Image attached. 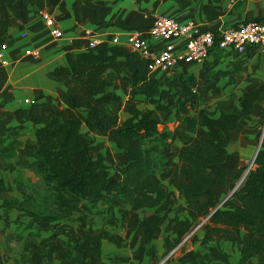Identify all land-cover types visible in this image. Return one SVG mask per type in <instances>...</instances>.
<instances>
[{
    "label": "trees",
    "instance_id": "1",
    "mask_svg": "<svg viewBox=\"0 0 264 264\" xmlns=\"http://www.w3.org/2000/svg\"><path fill=\"white\" fill-rule=\"evenodd\" d=\"M174 1L184 7V0ZM5 2L13 16L0 17V33L3 35L0 44L8 40V28L17 24L19 5L44 7L50 4L49 0ZM74 3L97 8L91 0H74ZM203 11L209 21L219 14L214 6L208 4L203 5ZM252 19L264 21V18ZM107 25L141 29L119 20ZM244 55L251 56V53ZM120 57L124 58L125 67L118 62ZM126 70L130 75L125 74ZM181 71H175L173 78L167 75L160 79L149 74L144 59L128 47L105 43L97 47L85 45V49L75 53L67 64L49 71L47 76L63 83L64 92L56 97L55 103L50 95L42 102H32L27 112L35 126V143L27 153L33 158L34 172L42 182L41 207L44 212L49 208L59 211V214H47L49 218L71 220L78 211L80 215L75 220L86 222L91 210L99 204L115 207L119 212L128 206L142 208L150 205L155 207L154 213L141 220L135 231L137 235L144 236L146 242L160 234L161 212L174 210L178 214L186 211L184 219L174 217L179 233L172 240L164 237L165 252L178 245L202 222L199 226L203 231L200 244L213 240L236 241L240 243L238 264H261L255 259L264 260V130L258 134L261 143L252 166L248 169L240 166L234 170L229 185L230 195L218 203L213 189L227 180L228 133L237 129L257 105L260 114L264 104V84L244 90L235 106L216 115L204 111L191 115L186 101L189 98L208 100L218 86L207 71L199 79ZM232 73L225 70L219 74L233 81ZM120 80L127 83L130 94L124 107L129 116L122 121L117 112L101 109V105L109 102H120L119 95L106 91L109 86L113 90L118 89ZM177 84L181 87L174 91ZM137 94H143L153 108L148 111L137 108L134 102ZM175 102L189 132L178 135L181 146L176 149L177 162L172 173L174 190L167 191L163 184L153 179V175L165 168L162 147L170 139L160 133L159 125L170 118V107ZM154 113L159 118H155ZM82 125L92 135L107 132L111 142L122 152L123 161L112 163L114 177L110 175L103 154L92 153L95 146L82 133ZM3 140L0 138V145ZM7 155L9 153L0 154V157ZM202 197L205 199L194 208L187 207ZM178 198L183 199L184 204H179ZM16 202V199H11L3 204L17 207ZM240 229H243L241 238L238 236ZM58 230L68 238L77 239L80 247L83 241L95 242L92 250L96 261H100V240L110 239L103 228L99 229L95 239L88 232L79 236L71 228L59 227ZM189 238L195 240V233ZM42 250L47 260L61 254L63 260L83 264L82 254H73L66 247V242L59 238L46 241ZM154 252L153 247L147 249L149 255ZM208 259L207 252L198 250L186 262L207 264ZM226 264H229L227 260Z\"/></svg>",
    "mask_w": 264,
    "mask_h": 264
},
{
    "label": "crops",
    "instance_id": "2",
    "mask_svg": "<svg viewBox=\"0 0 264 264\" xmlns=\"http://www.w3.org/2000/svg\"><path fill=\"white\" fill-rule=\"evenodd\" d=\"M91 2L96 5V9L84 3L75 4L74 0H49L50 4L44 7L19 5L17 24L8 28L9 38L5 43L0 44V51L7 60V64H0V138L4 139L0 145V154L9 153L5 157H0V183L2 184V188H0V264H15L10 254L12 243L11 240L6 239L5 233L15 228V226L18 227L20 224L18 222L14 224V222L24 220L25 217L16 207H9L3 203L11 199L21 201L24 185L30 183V181H40V177L34 172L33 158L27 153V149L35 143V126L28 118V107L32 102L44 101L48 95L53 98L55 103L56 97L64 92L63 83L49 78L47 73L56 67L67 64L75 53L85 49L84 28L92 30L99 45H103V43L112 45L111 38L113 36L119 37L121 43H123L126 34L130 31L117 25H107V23L117 20L126 25L145 29L150 25L153 17L164 15L181 21L193 20L202 28L217 32L224 27L249 18H264V0L237 1L230 6L226 0H184V7L182 8L174 0H159L157 3H155V0H91ZM207 4L214 6L219 13L212 21L207 19L203 11V5ZM43 9L50 11L56 25L62 31L61 37L55 38L50 34L44 19L39 13ZM11 16L13 14L6 5L5 0H0V17L8 18ZM2 36V33H0V38ZM247 52H250L251 56L244 55L241 57L234 52L226 54L213 52L205 61L207 63L185 64L181 66L180 71L182 69L181 72L184 74L199 79L211 67V70L215 71L213 75L214 82L218 86L217 91L222 93L221 98L234 100L231 106L225 108L228 109L237 104V99L244 90L264 84V46H253ZM220 55L221 58H219ZM118 62L125 67L124 58H118ZM238 66L241 72L233 81L228 76L219 74L220 71L232 70ZM125 74L130 75L127 70ZM156 74L154 76H157ZM124 88H128L127 83L120 80L118 89L113 90L109 86L106 91L121 96L125 92ZM109 103L101 105V109L111 113L113 111L106 107ZM259 110L260 107L257 105L245 120L257 117ZM153 115L155 118H159L157 113ZM244 130L248 129L239 125L237 129L228 133L230 141L227 146V159L225 161L227 180L225 184L213 189L215 200L218 203H221L227 197L233 172L238 167V164H233L231 160H228V151L233 141ZM90 141L96 148L95 153L100 152L103 154L110 175L114 177L112 165H109L111 160L105 152L107 147L103 145L108 144L111 151L116 153L115 157L118 164L124 159L122 152L111 142L107 132L100 131L98 134L92 135ZM180 146L181 142L176 139L172 141V144H165L162 147L165 168L153 175V179L163 184L167 191L174 190L172 173L177 162L176 149ZM204 199L205 197H202L196 203L187 207L194 208ZM178 203L184 204L183 199L178 198ZM97 207L105 208L108 206L99 204ZM108 208L111 209L115 220L113 225L109 222V224H103L102 228L107 231L110 239L113 238L111 228L117 230L118 235L123 232L120 237L125 238V241L120 246V251L130 248L128 241L130 245L133 243L132 252L129 253L130 259L125 264H161L160 261L165 254L164 237L172 240L179 233V225L174 217L177 216L178 219L187 217L186 211L178 214L174 210L161 212V232L146 242V238L137 235L135 231L141 220L149 218L154 213L155 207L150 205H145L142 208L128 206L122 212H119L115 207ZM75 213L73 217L77 223L89 222L90 214L86 222H79L75 219L80 213L78 211H75ZM47 226L51 225H39L41 228L39 231L47 228ZM105 226L107 229H105ZM98 231L92 238L97 237ZM82 232L87 231L84 229ZM202 233V230L195 233V240L185 239L184 237L180 242L181 245L178 251L172 252L174 254L167 260L165 258L164 264H190L186 260L192 258L198 250H203L209 254L207 264H226V260L229 264L239 263V242L213 240L207 244H200L199 239ZM44 234L46 235V233ZM242 235L243 231L239 230V238ZM110 239L105 240L109 241ZM141 240L153 247L155 252L149 255L142 247ZM103 241L104 239L100 240L101 249ZM25 248L30 249L34 254H39V251L34 247ZM255 261L264 264V260L255 259ZM93 264H119V261L115 255H111L109 259L103 258L101 255L100 261L95 260Z\"/></svg>",
    "mask_w": 264,
    "mask_h": 264
},
{
    "label": "rangeland",
    "instance_id": "3",
    "mask_svg": "<svg viewBox=\"0 0 264 264\" xmlns=\"http://www.w3.org/2000/svg\"><path fill=\"white\" fill-rule=\"evenodd\" d=\"M239 56L242 57L244 55ZM219 58H221V55L219 56ZM210 70L206 71L210 75H214L215 71ZM230 71L233 72V80L237 78L239 73L241 72L239 71V66L233 68ZM174 73V71H169L166 73H160L159 76L158 73L156 75L160 79L167 77V75H170L169 78H173L175 77ZM176 87L181 86L178 84L175 85L173 89L174 91L178 89ZM124 91L125 92L122 93V95L120 96V102H112L109 103L108 106H106L109 110L117 112V114L119 113L118 116L120 118V121L126 119L129 116V114L124 111V107L127 103L126 101L130 94L128 88H124ZM221 96V91H216V93L211 96L208 100L189 98L186 101V107L191 115L202 111L208 113L209 115H216L219 111H221V109H225L227 106H231L234 102L233 99L224 100L223 98H221ZM176 99H178V97ZM134 102L136 103L137 108L144 111H148L150 110V108H153V105L149 103V100L144 95L137 94L134 97ZM178 107L179 106L175 102L170 107V118L159 125L160 133H163L170 139L167 144H172L173 140L178 139L179 134H188L189 132L187 128L188 126L183 123V114L179 112ZM241 124V127H245L248 130H244V132H241L238 138L233 141L232 146L228 151V160H231V163L233 164H238V167L245 166L248 169L252 166V159L258 147L260 138H258V134L262 133L264 130V104H262L260 114L257 115V117L244 120ZM81 131L87 139L91 140L92 135L87 130V127L85 125H82ZM155 139H158V136H155ZM103 146L107 147L105 152L111 160V162H109V165L111 166L113 162H117L115 157L116 153H113L111 151L108 144H105ZM92 153L94 154L95 150H93ZM42 194L43 186L41 179L40 181H30V183L25 184L23 187V199L21 201L17 200L16 202V209L22 212L21 214L25 216L24 220H16L14 224H17L18 222L20 225L18 227L14 225L15 228H12L11 230L5 233L6 239L11 240L12 243L10 254L14 259L15 264H75L72 263L70 260H63L61 254H55L52 257V260H47L45 258L44 250H42V245L46 240L55 238H61L64 242H66V247L70 249L73 254L82 253L83 264L95 263V258L93 256L92 250L95 242L87 243L83 241L81 243V248L77 244V239L73 237L68 238L63 233H60L58 228H71L73 229L74 233L79 236L83 234L82 231H84L85 229V231L90 232L93 237L94 235H96L97 231L103 227V224H109V222H111V225H113L115 219L113 217L111 209H109L108 207H96V209H92V216L90 214L91 217L89 219V222H86L84 224H80L74 221V217L71 220H66L62 218L53 219L49 218L47 214H59V211H55L52 208H49L47 212H44V209L41 207L42 202L40 199ZM229 194L230 188L228 190V195ZM27 197L29 198V200H25L27 199ZM41 224L51 226H47V228H43L41 231H39L41 229L39 225ZM199 226L200 224L195 226L192 229L191 233L185 236V239L189 238L190 235H192L193 233H199L201 230ZM105 229H107L106 226ZM240 230L243 231V229ZM110 231H112L113 238L109 241H106L104 239L102 249L100 246V256L102 255L103 258L109 259L111 255H115L117 257V260L119 261V264H125L126 261L130 259L129 253L132 252L133 243L130 245V242L128 241V245L130 248L120 251L119 248L124 244L125 241V238L120 237L123 235V232H121V235H118L116 233L117 230H113L111 228ZM44 233H46V235ZM141 242L142 247L145 249V251H147V249L151 247L148 243H145V241L141 240ZM180 245L181 243L176 245L170 251L165 252V257L163 255L160 263L164 264L170 256H172L175 252L178 251ZM25 247H34L35 249H37V251H39V254H34V252L30 251V249H26ZM165 258L166 260L164 261Z\"/></svg>",
    "mask_w": 264,
    "mask_h": 264
},
{
    "label": "built area",
    "instance_id": "4",
    "mask_svg": "<svg viewBox=\"0 0 264 264\" xmlns=\"http://www.w3.org/2000/svg\"><path fill=\"white\" fill-rule=\"evenodd\" d=\"M230 6L237 1L226 0ZM50 34L59 38L62 31L50 11H39ZM88 47L99 45L91 29L84 28ZM112 45H124L144 59L149 74L179 71L182 65L204 63L213 52L244 55L253 46H264V21L249 18L214 32L201 27L193 20L156 15L145 29L130 30L121 43L119 37L111 38ZM0 64H7L0 51ZM201 224V223H200Z\"/></svg>",
    "mask_w": 264,
    "mask_h": 264
},
{
    "label": "water",
    "instance_id": "5",
    "mask_svg": "<svg viewBox=\"0 0 264 264\" xmlns=\"http://www.w3.org/2000/svg\"><path fill=\"white\" fill-rule=\"evenodd\" d=\"M260 143H261V140H259L258 147H257V149H256V152H255L254 156H253L252 162L254 161L255 156H256V154H257V152H258V150H259ZM229 195H230V194H229ZM229 195H228V196H229ZM226 198H227V197H226Z\"/></svg>",
    "mask_w": 264,
    "mask_h": 264
}]
</instances>
